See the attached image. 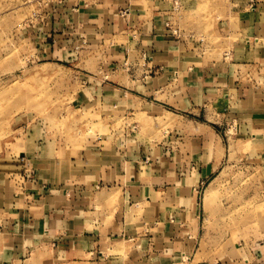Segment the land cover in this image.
Here are the masks:
<instances>
[{
  "label": "crops",
  "instance_id": "crops-1",
  "mask_svg": "<svg viewBox=\"0 0 264 264\" xmlns=\"http://www.w3.org/2000/svg\"><path fill=\"white\" fill-rule=\"evenodd\" d=\"M30 32L42 60L77 68L84 123L177 113L208 148L220 120L264 157V0H61ZM166 142L17 123L0 143V264H264L261 242L203 251L213 154L177 163Z\"/></svg>",
  "mask_w": 264,
  "mask_h": 264
},
{
  "label": "rangeland",
  "instance_id": "rangeland-1",
  "mask_svg": "<svg viewBox=\"0 0 264 264\" xmlns=\"http://www.w3.org/2000/svg\"><path fill=\"white\" fill-rule=\"evenodd\" d=\"M60 1L0 0V143L17 123H31L58 136L130 133L148 144L150 152L167 139V148L177 163L179 159L186 161L188 151L200 159L206 148L213 157L203 161L212 160L217 169L198 190L201 248L216 257L243 242L264 243V157H260L259 147L248 138H240L230 125L220 120L214 125L222 138L217 143L219 156L216 140H210L207 148L204 136L193 130V120L177 113L114 114L108 124L91 126L71 108L77 95L71 72L77 68L42 60L30 32L40 23L45 7ZM94 53L100 57L105 52ZM92 56L96 57L89 54ZM142 60L123 69L140 70L144 68ZM87 65L90 71L96 67L94 62ZM197 123L204 125L206 121L199 117ZM152 155L156 157L155 152Z\"/></svg>",
  "mask_w": 264,
  "mask_h": 264
},
{
  "label": "built area",
  "instance_id": "built-area-1",
  "mask_svg": "<svg viewBox=\"0 0 264 264\" xmlns=\"http://www.w3.org/2000/svg\"><path fill=\"white\" fill-rule=\"evenodd\" d=\"M173 32H175V31H173Z\"/></svg>",
  "mask_w": 264,
  "mask_h": 264
}]
</instances>
